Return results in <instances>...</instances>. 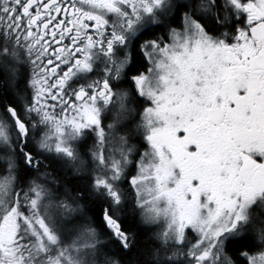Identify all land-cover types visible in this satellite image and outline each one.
<instances>
[{
	"label": "snow or ice",
	"instance_id": "obj_1",
	"mask_svg": "<svg viewBox=\"0 0 264 264\" xmlns=\"http://www.w3.org/2000/svg\"><path fill=\"white\" fill-rule=\"evenodd\" d=\"M0 264H264V0H0Z\"/></svg>",
	"mask_w": 264,
	"mask_h": 264
},
{
	"label": "trees",
	"instance_id": "obj_2",
	"mask_svg": "<svg viewBox=\"0 0 264 264\" xmlns=\"http://www.w3.org/2000/svg\"><path fill=\"white\" fill-rule=\"evenodd\" d=\"M141 242L144 244H151V241L148 239L147 235L141 237Z\"/></svg>",
	"mask_w": 264,
	"mask_h": 264
}]
</instances>
